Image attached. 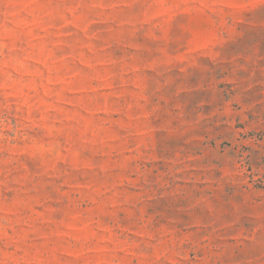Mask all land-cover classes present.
<instances>
[{"label":"rangeland","instance_id":"374dc122","mask_svg":"<svg viewBox=\"0 0 264 264\" xmlns=\"http://www.w3.org/2000/svg\"><path fill=\"white\" fill-rule=\"evenodd\" d=\"M0 264H264V0H0Z\"/></svg>","mask_w":264,"mask_h":264}]
</instances>
